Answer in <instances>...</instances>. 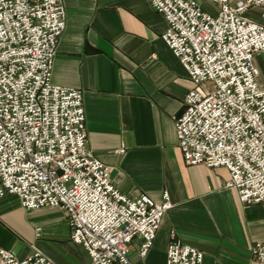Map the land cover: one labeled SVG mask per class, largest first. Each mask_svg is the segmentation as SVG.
<instances>
[{"label": "built area", "instance_id": "built-area-1", "mask_svg": "<svg viewBox=\"0 0 264 264\" xmlns=\"http://www.w3.org/2000/svg\"><path fill=\"white\" fill-rule=\"evenodd\" d=\"M166 22L162 41L192 83L173 129L183 162L224 168L223 187L244 205L264 207V86L255 57L264 62V26L246 19L264 0H146ZM61 0H0V196L17 197L25 210L55 207L64 213L69 239L88 264H133L152 245L171 208L144 195L127 198L111 184L109 168L85 147L82 92L50 83L64 28ZM264 264V241L250 247ZM0 264H52L38 251L17 260L0 250ZM165 264H201L195 248L171 240Z\"/></svg>", "mask_w": 264, "mask_h": 264}, {"label": "crops", "instance_id": "crops-1", "mask_svg": "<svg viewBox=\"0 0 264 264\" xmlns=\"http://www.w3.org/2000/svg\"><path fill=\"white\" fill-rule=\"evenodd\" d=\"M196 1L208 13V3ZM64 28L53 57L50 83L82 92L85 147L109 168V180L127 198L139 195L171 208L140 259L134 237L133 264H165L171 240L201 253V264H258L250 247L264 241V207L244 205L223 187L224 168L183 162L173 117L192 88L186 72L161 39L166 22L146 0H61ZM213 13H215L213 11ZM261 11L243 16L264 26ZM257 68L264 71L261 57ZM259 70V83L264 74ZM64 213L55 207L23 209L16 196H0V250L22 260L33 250L52 264H88L69 239Z\"/></svg>", "mask_w": 264, "mask_h": 264}, {"label": "rangeland", "instance_id": "rangeland-1", "mask_svg": "<svg viewBox=\"0 0 264 264\" xmlns=\"http://www.w3.org/2000/svg\"><path fill=\"white\" fill-rule=\"evenodd\" d=\"M206 3H207V2H206ZM205 8H207V10L209 11V13H211V14H210L211 16H214V15H215V13H213V11H214V9H215L214 4L208 3L207 6H206ZM259 70H261L260 73L262 72V73L264 74V71H263V69H262L261 67L259 68ZM258 79H259V78H258Z\"/></svg>", "mask_w": 264, "mask_h": 264}]
</instances>
